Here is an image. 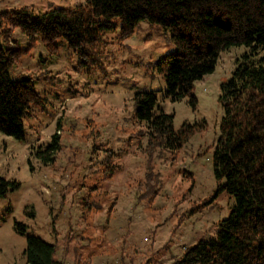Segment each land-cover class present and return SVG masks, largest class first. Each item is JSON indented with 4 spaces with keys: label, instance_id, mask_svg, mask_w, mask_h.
Wrapping results in <instances>:
<instances>
[{
    "label": "rangeland",
    "instance_id": "obj_1",
    "mask_svg": "<svg viewBox=\"0 0 264 264\" xmlns=\"http://www.w3.org/2000/svg\"><path fill=\"white\" fill-rule=\"evenodd\" d=\"M86 2L0 0V12L29 7L43 14ZM114 22L117 26L96 47L92 58L99 60L92 66L81 65L63 39L56 52L38 39L10 72L13 80L43 73L57 80L34 82L47 105L25 120L24 140L0 133V176L19 184L0 196V264H26L31 236L57 245L56 258L63 264L88 259L90 264H121L123 257L129 264H172L186 247L215 237L236 204L232 194L219 190L213 173L225 116L221 85L238 62L257 63L263 52L248 58L245 46L221 52L214 73L195 84L194 108L190 98L173 101L166 94L163 59L176 50L171 31L143 21L124 38L120 21ZM12 40L20 49L30 44L19 28ZM0 45L6 46L1 34ZM144 91L156 94V114L174 117L176 133L187 123L200 127L180 150L154 154L152 165L162 185L151 203L139 199L149 161L148 125L136 118L133 99ZM58 133L61 150L46 165L37 153ZM109 148L115 155L106 171L102 164Z\"/></svg>",
    "mask_w": 264,
    "mask_h": 264
},
{
    "label": "trees",
    "instance_id": "obj_2",
    "mask_svg": "<svg viewBox=\"0 0 264 264\" xmlns=\"http://www.w3.org/2000/svg\"><path fill=\"white\" fill-rule=\"evenodd\" d=\"M115 20L120 21L124 38L132 36L143 21L171 31L176 50L163 59L168 65L166 94L173 101L188 97L194 108L195 84L214 73L221 52L245 46L250 50L246 58L264 54V0H87L71 9L43 14H35L29 7L3 11L0 34L6 46L0 45V133L24 140L25 120L35 117V108L47 105L34 82L55 81V77L47 73L17 80L10 77L38 39L51 52H56L57 41L63 39L78 53L81 65L92 66L99 60L92 58L96 47L117 26ZM18 28L29 37L26 49L16 47L12 40ZM133 100L136 118L148 125L145 153L149 161L139 199L147 198L151 203L162 185L152 165L154 154L180 150L200 127L187 123L176 133L173 116L155 113L157 96L152 91L138 92ZM219 101L225 116L213 155V173L221 182L219 190L232 194L236 204L229 217L219 223L215 237L201 238L186 247L172 264H264V57L257 63L238 62L232 77L221 85ZM58 126H62L61 121ZM59 139L58 133L46 150L37 153L46 165L56 161L61 150ZM114 155L109 148L102 164L106 171ZM18 187L17 182L0 176V196ZM20 228L25 230L23 225ZM56 252L57 245L28 237L26 264H63ZM123 260L121 264H129ZM85 262L90 264V259Z\"/></svg>",
    "mask_w": 264,
    "mask_h": 264
}]
</instances>
